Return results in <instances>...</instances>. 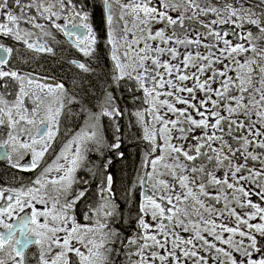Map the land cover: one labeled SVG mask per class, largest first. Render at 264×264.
I'll use <instances>...</instances> for the list:
<instances>
[{
  "label": "snow or ice",
  "instance_id": "6c2138e0",
  "mask_svg": "<svg viewBox=\"0 0 264 264\" xmlns=\"http://www.w3.org/2000/svg\"><path fill=\"white\" fill-rule=\"evenodd\" d=\"M0 162V264H264V0H0Z\"/></svg>",
  "mask_w": 264,
  "mask_h": 264
},
{
  "label": "flooded vegetation",
  "instance_id": "af4514ba",
  "mask_svg": "<svg viewBox=\"0 0 264 264\" xmlns=\"http://www.w3.org/2000/svg\"><path fill=\"white\" fill-rule=\"evenodd\" d=\"M211 2L212 3H215V0H211ZM97 9L100 12V15H99L100 17H96L95 16L94 17V21H95V25L97 26V29L98 30H102L104 28V21H103V15H102V5L101 6H98ZM211 18H213V17H209V19H211ZM191 27H197L198 28L199 26L196 25V26H191ZM215 27H216V29L218 31L223 32V31H231L235 26L234 25H216ZM200 30L203 31V29H200ZM251 30L254 33L256 32V29L254 27H252ZM237 31H239V30H237ZM101 34L103 36V32L102 31H101ZM230 38H232L233 40H235V37L234 36H232ZM100 48H101V51H100L101 60H104V64L109 63L107 61V57H106L105 52H104V49H103V44H101ZM77 55L78 54L75 53V51L73 50L72 56L73 57H76ZM47 67H48V65H46V68ZM68 68H69V66L67 64H61L58 67L53 68L52 71L54 73L60 74L62 70L67 72L68 71ZM37 70L40 71L39 69H37ZM75 71H76L75 69H72L70 72H68L69 77H71V75ZM129 106L131 107V105H129ZM121 123H125V121H121ZM69 126H71V125H69ZM96 158L97 157L95 155L92 156V159L93 160H95ZM138 165H139V159H138L137 167H138ZM111 171H112V169H111ZM13 175H15V176H21V175L28 176V175H30V173L21 172L19 170H14V169H8L7 166H6V162H0V183H4L6 181L7 182H11V179H12V176ZM81 175H83V173H81ZM117 189H118V187H117ZM117 226L119 227V225H117ZM133 228H134V225H133ZM125 234L126 235L131 234V229L129 231H127ZM181 235H184L186 237L188 234L187 233H181ZM117 247H119V245H117ZM111 259L115 262V264H127V260H126V257H125V254H124L123 251L120 253L119 256L113 255L111 257Z\"/></svg>",
  "mask_w": 264,
  "mask_h": 264
},
{
  "label": "trees",
  "instance_id": "16d2710c",
  "mask_svg": "<svg viewBox=\"0 0 264 264\" xmlns=\"http://www.w3.org/2000/svg\"><path fill=\"white\" fill-rule=\"evenodd\" d=\"M100 12L96 9L95 16L100 17ZM100 19V18H99ZM104 64V60H101ZM124 150L128 155L126 160L115 159L113 161L112 171L117 178V187H120V178L126 174H133L134 167H137L139 155L135 145L128 144L124 146ZM119 194V191H118Z\"/></svg>",
  "mask_w": 264,
  "mask_h": 264
},
{
  "label": "rangeland",
  "instance_id": "374dc122",
  "mask_svg": "<svg viewBox=\"0 0 264 264\" xmlns=\"http://www.w3.org/2000/svg\"><path fill=\"white\" fill-rule=\"evenodd\" d=\"M191 26H196L195 24H191V25H189V27H191ZM203 49H201V51H202ZM181 51H183V49H181Z\"/></svg>",
  "mask_w": 264,
  "mask_h": 264
}]
</instances>
